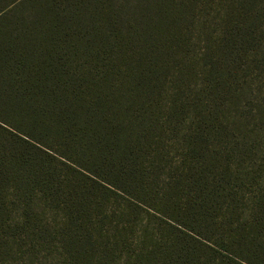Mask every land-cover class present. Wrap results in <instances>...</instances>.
<instances>
[{
    "label": "trees",
    "instance_id": "obj_1",
    "mask_svg": "<svg viewBox=\"0 0 264 264\" xmlns=\"http://www.w3.org/2000/svg\"><path fill=\"white\" fill-rule=\"evenodd\" d=\"M263 91L264 0H0V264H264Z\"/></svg>",
    "mask_w": 264,
    "mask_h": 264
},
{
    "label": "rangeland",
    "instance_id": "obj_2",
    "mask_svg": "<svg viewBox=\"0 0 264 264\" xmlns=\"http://www.w3.org/2000/svg\"><path fill=\"white\" fill-rule=\"evenodd\" d=\"M253 85H254V93L256 94V89H257V82L256 80L253 81ZM262 88V87H261ZM243 93V98L242 100L236 101L235 103L232 104L230 110H229V114L232 116L234 115L236 112H239L242 105L248 100L250 103V107L244 108L245 111L249 112L250 108H255V106H258V103L253 99V97H249V96H245L243 89L241 90ZM258 97L263 98L264 99V91L261 92L260 94H258ZM249 98V99H248ZM259 107V106H258ZM262 108V107H261ZM258 112V109H254V111H252L250 114V119L254 116L253 114H256ZM262 137L264 136H253V139L256 143H258V140H260ZM17 250L19 251V253L17 254V257L12 260H6V264H49V260L47 258L46 255L43 254H39L36 256H31L30 252L28 250V248H18Z\"/></svg>",
    "mask_w": 264,
    "mask_h": 264
}]
</instances>
